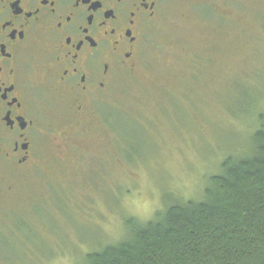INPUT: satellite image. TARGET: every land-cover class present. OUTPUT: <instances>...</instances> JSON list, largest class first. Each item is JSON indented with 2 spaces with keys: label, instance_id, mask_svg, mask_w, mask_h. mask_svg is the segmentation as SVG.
I'll list each match as a JSON object with an SVG mask.
<instances>
[{
  "label": "rangeland",
  "instance_id": "374dc122",
  "mask_svg": "<svg viewBox=\"0 0 264 264\" xmlns=\"http://www.w3.org/2000/svg\"><path fill=\"white\" fill-rule=\"evenodd\" d=\"M144 45L103 119L56 142L50 131L39 171L0 197V264H50L58 251L82 262L120 240L127 217L201 197L249 149L264 110V0H167Z\"/></svg>",
  "mask_w": 264,
  "mask_h": 264
},
{
  "label": "flooded vegetation",
  "instance_id": "af4514ba",
  "mask_svg": "<svg viewBox=\"0 0 264 264\" xmlns=\"http://www.w3.org/2000/svg\"><path fill=\"white\" fill-rule=\"evenodd\" d=\"M165 1L0 0V197L39 171L50 131L103 119Z\"/></svg>",
  "mask_w": 264,
  "mask_h": 264
},
{
  "label": "trees",
  "instance_id": "16d2710c",
  "mask_svg": "<svg viewBox=\"0 0 264 264\" xmlns=\"http://www.w3.org/2000/svg\"><path fill=\"white\" fill-rule=\"evenodd\" d=\"M257 121L247 152L228 155L201 197L127 217L120 240L76 264H264V110Z\"/></svg>",
  "mask_w": 264,
  "mask_h": 264
},
{
  "label": "clouds",
  "instance_id": "9594fccd",
  "mask_svg": "<svg viewBox=\"0 0 264 264\" xmlns=\"http://www.w3.org/2000/svg\"><path fill=\"white\" fill-rule=\"evenodd\" d=\"M136 203L138 205L142 204V207L144 209H147L149 207V204L146 201H136ZM50 264H75V258L69 253H60L58 251L56 256L53 257L50 261Z\"/></svg>",
  "mask_w": 264,
  "mask_h": 264
}]
</instances>
